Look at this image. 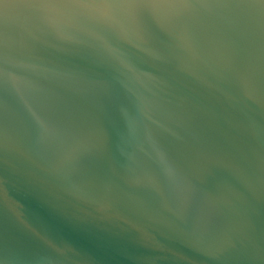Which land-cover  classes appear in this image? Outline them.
<instances>
[{"label":"water","instance_id":"95a60500","mask_svg":"<svg viewBox=\"0 0 264 264\" xmlns=\"http://www.w3.org/2000/svg\"><path fill=\"white\" fill-rule=\"evenodd\" d=\"M0 264H264V0H0Z\"/></svg>","mask_w":264,"mask_h":264}]
</instances>
